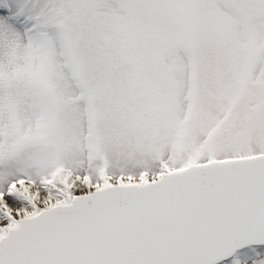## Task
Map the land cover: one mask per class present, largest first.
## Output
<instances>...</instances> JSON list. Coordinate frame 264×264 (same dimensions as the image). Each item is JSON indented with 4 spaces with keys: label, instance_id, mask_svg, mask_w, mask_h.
Masks as SVG:
<instances>
[{
    "label": "snow or ice",
    "instance_id": "6c2138e0",
    "mask_svg": "<svg viewBox=\"0 0 264 264\" xmlns=\"http://www.w3.org/2000/svg\"><path fill=\"white\" fill-rule=\"evenodd\" d=\"M0 264H264V0H0Z\"/></svg>",
    "mask_w": 264,
    "mask_h": 264
}]
</instances>
